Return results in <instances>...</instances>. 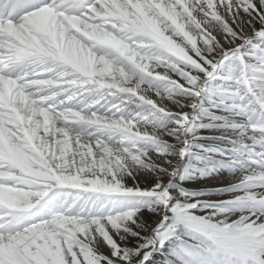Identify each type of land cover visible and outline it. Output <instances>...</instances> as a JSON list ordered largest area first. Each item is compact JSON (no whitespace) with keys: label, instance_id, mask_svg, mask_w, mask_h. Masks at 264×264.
<instances>
[{"label":"snow or ice","instance_id":"6c2138e0","mask_svg":"<svg viewBox=\"0 0 264 264\" xmlns=\"http://www.w3.org/2000/svg\"><path fill=\"white\" fill-rule=\"evenodd\" d=\"M252 37L260 49L242 54ZM229 60L239 87L215 91L251 107L245 68L264 75V0H0V264H151L166 247L163 264H264V215L232 220L224 204L183 192L173 206L160 179L172 174L162 137L182 157L188 120L176 112L158 131L164 98L195 100ZM138 166L156 174L151 190L122 183ZM241 183L236 199L264 203L252 190L264 170ZM137 197L159 216L147 231L122 204Z\"/></svg>","mask_w":264,"mask_h":264},{"label":"rangeland","instance_id":"374dc122","mask_svg":"<svg viewBox=\"0 0 264 264\" xmlns=\"http://www.w3.org/2000/svg\"><path fill=\"white\" fill-rule=\"evenodd\" d=\"M219 3V0H214ZM218 11L222 9L217 8ZM202 14H199V19ZM215 34V33H214ZM176 42H180L179 37H172ZM219 38V37H218ZM226 43V42H225ZM261 47V41L252 37L250 42H245L241 48L244 55L254 54ZM194 56V53H189ZM240 65L235 60H229L222 65L211 78H208L203 90L198 98L191 100L188 98L174 99L164 98L163 103L168 109L169 115L155 116L153 121L158 131L173 127L174 114L184 111L188 120L182 134L184 155L182 157L174 155L179 150L180 144L170 136H163L162 139L168 141L169 158L172 160V174L161 177V183L169 193V200L172 205L183 203L184 197L181 193L199 199L203 203H222L226 206V214L232 220L240 217H247L251 214H258V202L247 199H236L243 195L246 183L242 184V174L246 167L253 164H245L249 148L245 143L250 141L251 136L264 137V109L257 110L259 104L258 97L264 98V75L261 69L249 63L245 69V75L249 79L252 88V100L248 101L251 107L238 108V98L226 96L224 93L216 92V89L234 90L239 87L235 77L239 74ZM163 73L164 69H156ZM170 77L181 83L183 81L175 74L169 73ZM142 87H147L143 85ZM148 97L161 102V98L154 91L147 93ZM225 100L224 104L220 101ZM188 104L193 106L188 107ZM184 105V107H180ZM258 125L254 133L250 132V125ZM150 130V129H149ZM262 135V136H260ZM95 149V144H93ZM255 148V146H254ZM189 157V159H188ZM242 158V160H240ZM244 158V159H243ZM247 158V159H245ZM188 165L184 171L177 170L183 165ZM246 166V167H245ZM107 179H111L109 176ZM157 182L155 173L139 167L134 178H125L124 183L128 188L138 187L148 191ZM258 185L252 186V190ZM132 204L139 209V219L142 226L152 228L155 226L159 216L149 210L151 200L148 197H137L135 199L122 201V204ZM257 203V204H256ZM256 206V207H255ZM168 215H172L170 210ZM256 211V212H255ZM192 214L204 216L203 209L193 210ZM114 235V233H113ZM119 242V238L114 235ZM135 241H131L134 243ZM167 254V247L164 250L154 251L151 264H163Z\"/></svg>","mask_w":264,"mask_h":264},{"label":"bare ground","instance_id":"6f19581e","mask_svg":"<svg viewBox=\"0 0 264 264\" xmlns=\"http://www.w3.org/2000/svg\"><path fill=\"white\" fill-rule=\"evenodd\" d=\"M260 136H262V135H260ZM257 138H261L262 142L260 144L255 145V148L250 141H247L245 143L249 147V148H247L249 153L246 154L248 159L245 158V159H247V160H245L247 162H243L242 164H240V166L245 165V164H249V163L251 164L252 162H254V163L249 165V167L245 166L246 168H245V171L243 172L242 176H244L245 174H247L253 170H264V164H262L261 160H260L261 155L264 154V137H257ZM240 160H242V158ZM253 191L264 192V186L258 185L257 189H255ZM251 201L252 202H258L257 213L259 215H264V203H261L260 201H254V200H251Z\"/></svg>","mask_w":264,"mask_h":264},{"label":"trees","instance_id":"16d2710c","mask_svg":"<svg viewBox=\"0 0 264 264\" xmlns=\"http://www.w3.org/2000/svg\"><path fill=\"white\" fill-rule=\"evenodd\" d=\"M185 167L188 168V165L186 166V164H185V165L182 166V168L180 167V168L177 170V173H179V171H180L181 169H183V171H184V170L186 169Z\"/></svg>","mask_w":264,"mask_h":264}]
</instances>
